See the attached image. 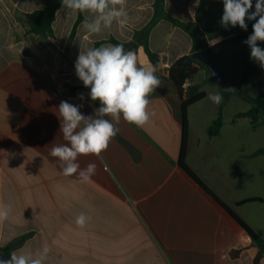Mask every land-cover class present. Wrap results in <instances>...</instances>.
Segmentation results:
<instances>
[{
  "label": "crops",
  "instance_id": "crops-1",
  "mask_svg": "<svg viewBox=\"0 0 264 264\" xmlns=\"http://www.w3.org/2000/svg\"><path fill=\"white\" fill-rule=\"evenodd\" d=\"M155 0H126L128 19L93 35L83 28L86 13L76 26L77 14L61 4L51 24L52 35L41 37L29 30L26 17L45 6L44 0H0V205L11 208L0 221V249L36 253L49 249L44 264H253L258 246L245 231L197 186L178 166L181 149V102L169 80V68L192 49L190 36L169 20L157 18L148 34V47L157 56L156 75L161 86L149 97V111L155 115L143 128L122 118L119 132L100 158L80 156L81 168L97 165L87 183L78 174L64 176L57 158L50 155L53 144L66 143L60 132L57 109L61 101L83 105L85 116L93 115L99 102L91 101L89 89L75 73L80 50L127 43L135 32L154 18ZM255 0H253L254 11ZM163 12L181 22L195 23L201 33L211 17L220 22L222 0H163ZM253 25L255 21H246ZM222 37L208 42L213 46ZM246 40V39H245ZM225 75L237 82L243 63L235 64L220 54ZM140 66H153L143 47L137 46ZM250 56V55H249ZM214 58V57H213ZM215 59V58H214ZM199 80L188 81L205 98L187 109L185 163L259 238L264 239V203H239L264 196V156L250 157L258 149L240 133L231 120L225 126L227 96L199 68ZM195 75V76H196ZM218 88L223 94L203 140L189 111L207 101ZM84 94V99L78 94ZM222 105V126L216 136L209 134ZM250 110L234 119L247 117L255 132L264 124L259 116L252 124ZM110 119V117H105ZM198 121V119H197ZM255 121V120H254ZM228 139H225V134ZM202 136V135H201ZM81 213L90 219L84 227L75 223ZM23 239L18 246H11ZM237 251L235 256L232 254ZM264 264V254L259 259Z\"/></svg>",
  "mask_w": 264,
  "mask_h": 264
},
{
  "label": "clouds",
  "instance_id": "clouds-1",
  "mask_svg": "<svg viewBox=\"0 0 264 264\" xmlns=\"http://www.w3.org/2000/svg\"><path fill=\"white\" fill-rule=\"evenodd\" d=\"M222 3V27L239 26L247 31L246 21H255L252 34L244 43L250 48L251 59L264 69V49L258 46V41L264 42V0H255L254 11H251L253 0H222ZM61 8L73 14L86 13L82 26L93 35H100L114 23L123 24L128 19L126 0H61ZM74 67L78 79L89 89L91 101H98L100 106L93 115L85 116L80 111L82 104L61 101L57 114L66 143L53 144L50 155L57 158L64 176L78 174L80 182L87 183L95 175L97 165L89 163L81 168L79 157L100 158L118 134L121 118L128 124L145 127L155 115L149 111V97L161 86V80L155 66H140L136 53L126 51L123 44L86 47L80 50ZM78 98L83 100L84 94H78ZM207 98L216 105L223 100L219 93L210 92ZM10 211V206L0 205V221L6 220ZM89 219L81 213L75 223L84 227ZM48 252L47 247L36 253L13 251L9 259H0V264H44Z\"/></svg>",
  "mask_w": 264,
  "mask_h": 264
},
{
  "label": "trees",
  "instance_id": "trees-1",
  "mask_svg": "<svg viewBox=\"0 0 264 264\" xmlns=\"http://www.w3.org/2000/svg\"><path fill=\"white\" fill-rule=\"evenodd\" d=\"M45 6L41 10H37L28 14L26 17L29 20V30L35 35L41 37H47L52 35L51 24L54 21L55 14L60 7L61 0H44ZM163 0H155L154 2V18L147 24L142 30L135 32L133 40L127 43H122L116 40H110L112 44H123L126 51L132 50L136 52L137 46L141 45L153 66L157 64V56L153 54L148 47V34L152 26L155 24L157 18H164L169 20L173 25L182 29L187 33L192 41V49L189 55L179 58L174 64L169 68L168 76L169 80L176 88L180 97L183 96L182 85L186 80L192 79L199 71V68L204 67L199 62L192 58V54L207 49L213 55L215 49L223 47L225 45L245 40L249 35L252 34V25H247V31L241 29L239 26L227 29L222 27L220 22L215 21L211 17L207 19V25L204 33H201L195 23L191 22H181L166 15L162 10ZM81 13H77V20L75 26L82 21ZM222 37L223 40L219 43L208 46V42L215 38ZM205 68V67H204ZM256 69L250 66L247 62L243 63V74L241 78L235 82L230 79L227 75V81L236 85L237 92L235 94L239 95L244 101L251 105L250 116L252 118V124L256 122V118L261 116L264 122V91L260 93L257 97H252L250 91L257 87L256 84L247 86V81L249 76L254 74ZM211 81L214 83L213 79ZM82 89H87L81 87ZM197 88L195 86L189 87L187 99L181 102V118H182V137H181V149L178 157V166L180 169L197 185L203 192H205L218 206H220L231 218L239 224V226L245 231V233L250 237V239L258 246V252L253 260V264H259L260 257L264 254V239L259 238L230 208H228L224 203H222L208 187H206L199 178L189 169L185 163V152L187 144V109L192 105L200 102L205 98L204 92L196 93ZM255 120V121H254ZM222 126V105L218 109L217 117L213 120L211 127L209 129V134L211 136H216ZM263 155L264 149H258L250 157H255ZM264 203V196L261 198L249 199L239 203L243 205L246 203ZM23 239L15 241L11 246H18L21 244ZM0 253H8V249H0ZM237 251H235L232 256H235ZM8 255V254H7Z\"/></svg>",
  "mask_w": 264,
  "mask_h": 264
},
{
  "label": "rangeland",
  "instance_id": "rangeland-1",
  "mask_svg": "<svg viewBox=\"0 0 264 264\" xmlns=\"http://www.w3.org/2000/svg\"><path fill=\"white\" fill-rule=\"evenodd\" d=\"M258 46L264 49V42H259L258 41ZM220 54H226L229 58L232 59V61L236 64L239 62L241 58H246L252 65L258 64L254 60L251 59L250 55V48L247 44L243 42L232 44L229 46H226L222 49V52ZM215 60L220 62L219 55H214L213 56ZM220 64V63H219ZM239 64L237 63L236 66ZM259 65V64H258ZM260 72L255 75L252 79L249 80L248 84H256L257 87L252 89L250 91V95L252 97H257L260 93L264 91V69H262L259 65ZM206 69V68H205ZM208 72V71H207ZM194 81L199 80V76H194ZM205 92L207 91L206 87H203L202 89ZM210 93V92H209ZM208 93V94H209ZM212 93V92H211ZM214 93H219L218 88L214 90ZM224 95L227 96V107L225 110L226 117H225V126H230L231 125V120H234V123L236 125L240 126V133L245 135L247 138L248 133H249V140H250V145L254 147H264V124H262L260 127L256 129L255 132H252V130L249 128V119L247 117H239L234 119V115L237 113H242L246 112L247 110L250 109L251 105L244 101L239 95L232 93V92H223ZM220 94V95H223ZM216 108L213 107V102L209 99L207 101L199 103L192 107L189 111V118L192 122V124H196L198 126L197 131L200 137L203 140L204 138L213 143L218 141L216 138H212L209 135H203V131L205 127L210 126L211 119L214 117ZM261 116H259L260 118ZM198 119V121H197ZM227 134H225V139L227 140ZM202 135V136H201Z\"/></svg>",
  "mask_w": 264,
  "mask_h": 264
},
{
  "label": "water",
  "instance_id": "water-1",
  "mask_svg": "<svg viewBox=\"0 0 264 264\" xmlns=\"http://www.w3.org/2000/svg\"><path fill=\"white\" fill-rule=\"evenodd\" d=\"M192 58L202 64L206 70L208 71L211 79L215 82L216 86L222 92H232L236 93L237 88L236 85L227 81L225 72L223 68L217 63V61L213 58L212 54L209 50L203 49L192 54ZM224 88H234L235 91H225ZM10 257L5 253H0V259L7 260Z\"/></svg>",
  "mask_w": 264,
  "mask_h": 264
},
{
  "label": "built area",
  "instance_id": "built-area-1",
  "mask_svg": "<svg viewBox=\"0 0 264 264\" xmlns=\"http://www.w3.org/2000/svg\"><path fill=\"white\" fill-rule=\"evenodd\" d=\"M188 88H189V83H188V80H186L184 84L182 85L183 93H186Z\"/></svg>",
  "mask_w": 264,
  "mask_h": 264
}]
</instances>
